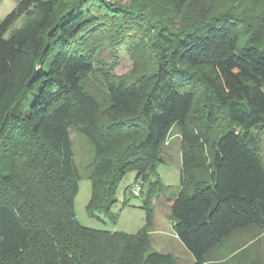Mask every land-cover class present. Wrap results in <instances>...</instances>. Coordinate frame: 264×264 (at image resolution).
<instances>
[{
  "label": "trees",
  "instance_id": "16d2710c",
  "mask_svg": "<svg viewBox=\"0 0 264 264\" xmlns=\"http://www.w3.org/2000/svg\"><path fill=\"white\" fill-rule=\"evenodd\" d=\"M234 3L17 1L0 21V264H178L147 231L79 223L72 129L94 147L90 214L110 216L127 172L143 184L168 161L175 128L180 186L166 201L192 264L220 260L235 233L244 244L225 261L264 240V0ZM122 49L147 67L115 75Z\"/></svg>",
  "mask_w": 264,
  "mask_h": 264
},
{
  "label": "rangeland",
  "instance_id": "374dc122",
  "mask_svg": "<svg viewBox=\"0 0 264 264\" xmlns=\"http://www.w3.org/2000/svg\"><path fill=\"white\" fill-rule=\"evenodd\" d=\"M18 0H0V21L17 4ZM129 2V0H122ZM253 0H235L241 8L250 7ZM103 57H109L107 51ZM118 64L113 69L117 76L130 77L137 68H144L148 65L147 56L139 57L136 62L128 52L120 50L118 53ZM98 79L91 77L88 90L96 92L102 87ZM98 91V90H97ZM99 97L102 94L98 91ZM75 164L81 173L78 182V191L74 198V211L79 223L85 227L135 234L139 230L147 231L150 238L151 249L167 252L173 255L182 256L180 250H186L183 244L177 239L173 230V218L171 209L166 201L168 195L180 186L181 158L179 150V137L174 128L168 137L169 145L164 152V158L168 161L158 162L149 173L147 181L141 183L142 191L139 195H132L129 189L134 186L137 180L136 172L129 171L121 179L116 190V202L111 208V214L104 215L96 212L90 214L87 204L91 196V180L88 178L90 166L94 161V147L91 142L76 130H70ZM262 157L264 159V136L262 137ZM156 183L155 187L148 193L150 184ZM248 251L255 250L264 252V240L259 245L250 246ZM186 252H188L186 250Z\"/></svg>",
  "mask_w": 264,
  "mask_h": 264
},
{
  "label": "crops",
  "instance_id": "0c3cea01",
  "mask_svg": "<svg viewBox=\"0 0 264 264\" xmlns=\"http://www.w3.org/2000/svg\"><path fill=\"white\" fill-rule=\"evenodd\" d=\"M245 232H238L235 233L231 238H229V242H224L220 244L219 246L215 247L216 253H219L220 260L215 261H208L209 264H251V251L244 254L239 259H234L232 261H225L226 258L231 255V247L233 248H241V246L244 244L245 239ZM264 232L261 235V238L263 237ZM236 249L235 254L239 251ZM182 256L174 255L177 258L178 264H192L194 259L192 255L189 252H186V250H180Z\"/></svg>",
  "mask_w": 264,
  "mask_h": 264
},
{
  "label": "built area",
  "instance_id": "2783aa9c",
  "mask_svg": "<svg viewBox=\"0 0 264 264\" xmlns=\"http://www.w3.org/2000/svg\"><path fill=\"white\" fill-rule=\"evenodd\" d=\"M142 191V186H141V182L138 181L134 184V186H132L130 189H129V192L132 194V195H139L140 192Z\"/></svg>",
  "mask_w": 264,
  "mask_h": 264
}]
</instances>
